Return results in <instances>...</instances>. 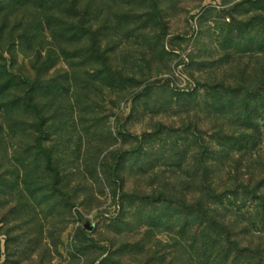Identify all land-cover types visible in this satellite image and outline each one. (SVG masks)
Returning a JSON list of instances; mask_svg holds the SVG:
<instances>
[{
  "label": "rangeland",
  "instance_id": "obj_1",
  "mask_svg": "<svg viewBox=\"0 0 264 264\" xmlns=\"http://www.w3.org/2000/svg\"><path fill=\"white\" fill-rule=\"evenodd\" d=\"M82 3L95 44L32 5L0 14V57L52 79L0 109V264L190 261L198 202L264 243V99L240 91L264 80V0Z\"/></svg>",
  "mask_w": 264,
  "mask_h": 264
},
{
  "label": "trees",
  "instance_id": "obj_2",
  "mask_svg": "<svg viewBox=\"0 0 264 264\" xmlns=\"http://www.w3.org/2000/svg\"><path fill=\"white\" fill-rule=\"evenodd\" d=\"M83 0H0V14L5 18L4 25H8L10 16L13 11H18L19 8L32 5L39 11H44L48 16L55 19H48L49 25L56 26L53 28V35H68L69 41H80L84 36H91L93 41L92 24L90 21V13L86 7L83 8ZM59 11L60 16L57 17L53 12ZM6 12V13H2ZM67 16V19L63 18ZM8 20V22H7ZM68 20V21H67ZM20 31L17 33L21 41L27 42V47L32 42L31 38L35 37L32 34V25L30 21H24L21 17L16 16L12 22ZM10 24V23H9ZM6 26L0 27V36ZM38 27L41 29L44 24L39 21ZM14 29H11L9 36H12ZM1 38V37H0ZM95 44V41H93ZM99 48V47H98ZM41 78V77H40ZM38 81H33L30 77L16 73L11 70L7 60L0 57V109L7 114H11L18 107L24 109L34 108L37 102V92H41L47 82L52 79L46 78ZM259 87L252 89H240L243 92V100L248 106L250 97L255 94V97L264 99V80ZM41 84V85H40ZM47 87V84H46ZM48 89V87L46 88ZM264 103L262 102V105ZM247 110V107H246ZM261 187V186H260ZM249 194L250 188L243 187ZM253 198L260 201L264 205V194L253 193ZM196 215L195 239L197 243H193L194 254L190 261L180 259L176 264H264V243L258 245L244 244L233 233V229L229 223L216 216V209L212 206H205L198 202L192 206ZM236 237V238H235ZM104 264V262H100ZM121 264V263H117Z\"/></svg>",
  "mask_w": 264,
  "mask_h": 264
}]
</instances>
